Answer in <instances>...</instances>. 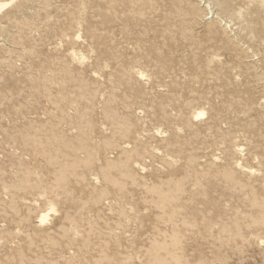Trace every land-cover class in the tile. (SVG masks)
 Masks as SVG:
<instances>
[{"label": "rangeland", "instance_id": "obj_1", "mask_svg": "<svg viewBox=\"0 0 264 264\" xmlns=\"http://www.w3.org/2000/svg\"><path fill=\"white\" fill-rule=\"evenodd\" d=\"M7 7L0 264H264V2Z\"/></svg>", "mask_w": 264, "mask_h": 264}, {"label": "bare ground", "instance_id": "obj_2", "mask_svg": "<svg viewBox=\"0 0 264 264\" xmlns=\"http://www.w3.org/2000/svg\"><path fill=\"white\" fill-rule=\"evenodd\" d=\"M260 1V0H259ZM262 2H264V0H261ZM10 2L12 3V2H14V0H10V1H6L5 3H3V4H0V12L3 10V9H5L6 7H7V5L8 4H10ZM253 2H254V0H253ZM8 8V7H7ZM257 9V8H256Z\"/></svg>", "mask_w": 264, "mask_h": 264}]
</instances>
